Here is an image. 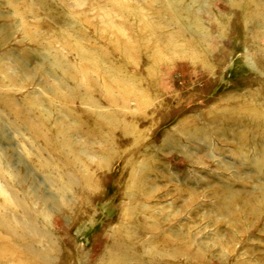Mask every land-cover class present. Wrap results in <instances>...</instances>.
Wrapping results in <instances>:
<instances>
[{
    "label": "rangeland",
    "instance_id": "obj_1",
    "mask_svg": "<svg viewBox=\"0 0 264 264\" xmlns=\"http://www.w3.org/2000/svg\"><path fill=\"white\" fill-rule=\"evenodd\" d=\"M0 264H264V0H0Z\"/></svg>",
    "mask_w": 264,
    "mask_h": 264
}]
</instances>
